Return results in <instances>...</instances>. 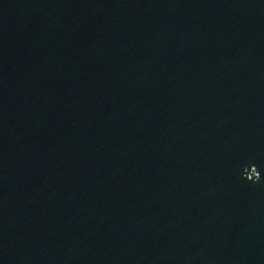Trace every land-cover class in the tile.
<instances>
[{"label": "water", "instance_id": "1", "mask_svg": "<svg viewBox=\"0 0 264 264\" xmlns=\"http://www.w3.org/2000/svg\"><path fill=\"white\" fill-rule=\"evenodd\" d=\"M0 264H264V0H0Z\"/></svg>", "mask_w": 264, "mask_h": 264}]
</instances>
